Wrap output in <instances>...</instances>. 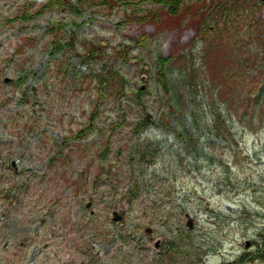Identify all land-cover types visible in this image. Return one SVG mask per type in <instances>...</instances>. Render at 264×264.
<instances>
[{
	"label": "rangeland",
	"instance_id": "obj_1",
	"mask_svg": "<svg viewBox=\"0 0 264 264\" xmlns=\"http://www.w3.org/2000/svg\"><path fill=\"white\" fill-rule=\"evenodd\" d=\"M43 1L0 0V159L6 158V166L16 159L18 175L10 169L3 173L12 182L28 183L26 192H20V203L7 216L15 223L3 230L16 236L22 218L33 226V232L42 231V240L62 244L52 253L51 249L39 254L38 250L25 252V256L8 252L9 264H63L67 250L75 248L74 239L78 249L90 246L98 264H151L153 252L140 247L137 252L127 233L142 243L149 242L144 232L148 226L153 238H171L178 228L183 229L180 216L184 210L197 218L191 234L193 247L200 246L202 254L196 264H219L248 251L252 253L248 264H264V258L254 256L258 251L253 242L264 227V125L259 126V119H251L249 114L243 120L233 116L226 123L231 135L227 141L220 138L211 143L212 137L200 135L203 149L198 156L184 149L161 125V111L174 92L167 95L153 77L160 66L158 57L179 54L189 46L194 34L191 25L195 27L191 22L208 19L213 9L201 12L204 0H198L196 14L191 10L170 19L159 12V29L138 17L120 24L126 5L98 0H90L98 13L88 9L74 17L66 9L54 7L35 18H16L23 9L36 8ZM182 1L184 5L192 2ZM157 2L139 0L138 4L142 9L161 11L163 4ZM260 3L254 13L252 3L245 5L249 9H240L230 30L247 37L250 28H256L264 36V1ZM51 26L55 29L48 31ZM71 33L72 47L53 50L55 39L71 40ZM142 37L143 42H137ZM90 41L102 44L103 56L80 60ZM249 41L241 40L245 46ZM126 45L124 59L120 54ZM200 46L197 43V49ZM193 62L202 86L194 99L187 84L180 85L189 108L194 100H205V84L211 88L202 61L195 56ZM145 65H149L150 78L138 101L135 92L142 83L140 68ZM109 67L126 76L125 90L119 96L115 94L117 84L114 88L104 85L100 92L96 73L104 74ZM166 69L176 79L177 69L169 65ZM5 77L10 81H4ZM99 94L102 98L97 104ZM144 110L151 120L135 133L132 127L143 118ZM169 118L173 126L177 119ZM182 124L194 132L192 116L184 114L176 125ZM78 129L83 136H73ZM105 140L109 153L101 159L97 152L104 148ZM144 149L153 152L140 157ZM88 200L93 213L85 207ZM113 210H123L122 226L111 220ZM64 217L74 220L76 229L72 224V232L62 238L65 229L57 223ZM52 224L61 238H45ZM247 238L253 241L245 249ZM119 247L123 259L112 256ZM77 255L80 257L79 251ZM78 259V263L83 260Z\"/></svg>",
	"mask_w": 264,
	"mask_h": 264
},
{
	"label": "trees",
	"instance_id": "obj_2",
	"mask_svg": "<svg viewBox=\"0 0 264 264\" xmlns=\"http://www.w3.org/2000/svg\"><path fill=\"white\" fill-rule=\"evenodd\" d=\"M154 1H159L157 3L162 2L163 7L159 8L161 11H156L158 8L152 10L150 8L142 9L139 6L140 4H138L139 1L136 0H98V3H120L126 5L125 17L120 24L130 22L131 18L134 17H138L141 20L150 19L157 24L156 17L159 12L165 13L170 19H174L177 15L199 9L198 5L200 6L201 3L197 1L199 3L191 2L184 5L182 0ZM249 3H252V7H250L252 13L260 9L256 0H249L243 3H238L234 0H204L203 6L200 8L201 12L204 9L208 11L213 9V13L207 17L208 19L202 18V22L198 24L200 35H196L189 43V46L184 47L179 54H170L166 57L159 55L158 57L160 66L154 74V78L167 95L172 93L170 91L174 92L171 101L167 102L168 104L165 106L166 110L163 109L161 111L162 125L172 129L184 149H187L193 156L200 155L203 149L202 145H200L201 134H207V136L227 141L231 135L226 123L233 116L243 120L249 114L251 119L255 117L259 119V126L264 125V36L260 37L259 32L261 30L256 28H250L247 37L242 34L238 36L236 31L230 30L232 28L230 25L236 22L235 18L238 11L240 9L242 11L249 9L245 6ZM91 4L90 0H48L46 4L38 9V13H41L44 7L60 5L65 6L72 15L76 16L90 8ZM194 12L196 14L198 10H194ZM199 15L201 16V14ZM20 16L29 18L34 16V14L23 11ZM157 25L160 26L159 24ZM242 38H250V44L245 46L241 42ZM197 43L201 45L198 49ZM63 44H69V42L62 43L58 39L54 40V49L62 48ZM94 51L92 49V52ZM122 53L124 56L126 52L122 51ZM88 56L91 58L95 57L94 53L90 51ZM195 56L199 57L200 62L202 61L199 63L211 81V88L207 89L208 85L205 84L206 89L204 88L203 90L205 100H194L193 106L189 108V104L183 99L185 91H181L180 85L187 84L188 89L194 94L193 98H196L195 96L202 85L198 79V73L200 72L195 68V63L193 62V57ZM167 65L177 69L176 79H173L170 74L165 72ZM106 72V76H98L100 82L102 84L109 83L112 86L120 84L117 91L122 92L125 85V77L118 71H112L111 68ZM247 77L248 80H246ZM252 83H254L257 90L253 88V85L251 86ZM175 92L176 95L174 97ZM136 93L137 100H140L142 90L137 89ZM251 101L252 103H249ZM240 107L241 110L239 111ZM184 114L192 116L194 131H199L197 135L184 124L176 125ZM170 115L177 119L173 126L169 124ZM145 124V118L138 119L133 127L134 131H138ZM211 143H214V140ZM105 151L101 153L102 156L105 155ZM148 153L149 151L144 149L140 156L144 157ZM134 196L135 193L130 195V197ZM192 239L193 235L189 230L184 233L180 232L176 239L168 242L173 248V250L170 249L173 256L168 258L163 264H196L197 257L200 254L197 247L200 246L190 249L191 246L186 248L180 244L190 243V241L194 243ZM254 242L258 251L257 255L255 254L254 256L264 258V227L259 230L258 239H255ZM251 254L250 251L244 252L237 258L225 260L220 262V264H248V258H252L249 257ZM180 260L182 261L181 263Z\"/></svg>",
	"mask_w": 264,
	"mask_h": 264
},
{
	"label": "flooded vegetation",
	"instance_id": "obj_3",
	"mask_svg": "<svg viewBox=\"0 0 264 264\" xmlns=\"http://www.w3.org/2000/svg\"><path fill=\"white\" fill-rule=\"evenodd\" d=\"M12 164L10 163V167ZM2 168H4V165L0 164V169L2 171ZM13 170H17L15 167ZM3 172V171H2ZM18 172V171H16ZM2 174V173H1ZM8 211L5 210L4 214H7ZM4 214L1 216L2 219H0V264H9L10 261L7 258L8 252H11L13 256L17 255H24L25 252H34L35 250H38L37 253L39 254L42 249L47 250L51 249V253L53 251H57L58 246H60L61 241L57 240L56 243H53V240L47 239L42 240L43 236H41L42 231L38 229L36 232H33L34 228L33 226L27 225V223L22 222V218L18 221V228L16 229L17 235L14 237H10L11 235H8L3 230L8 223H15V221H9L4 217ZM4 217V218H3ZM24 232V233H23ZM51 233H49V236L46 235L45 238H50L52 236L53 238L57 237L63 238L65 235V231H62L61 237L58 232L55 231V228L52 224V228L50 229ZM41 242V246H39ZM65 244V243H63ZM47 254V253H45ZM68 259L64 260L63 264H78V258L76 256V248L72 251L67 250ZM30 263V262H29ZM23 264H26V262H23Z\"/></svg>",
	"mask_w": 264,
	"mask_h": 264
},
{
	"label": "water",
	"instance_id": "obj_4",
	"mask_svg": "<svg viewBox=\"0 0 264 264\" xmlns=\"http://www.w3.org/2000/svg\"><path fill=\"white\" fill-rule=\"evenodd\" d=\"M144 77V76H143ZM184 216L187 218V221H186V225L189 227V226H192V221H193V218H191L188 213H185ZM250 240H245V246H248Z\"/></svg>",
	"mask_w": 264,
	"mask_h": 264
}]
</instances>
